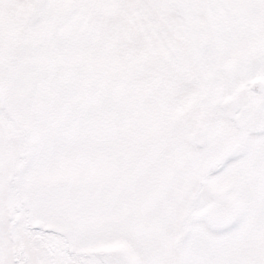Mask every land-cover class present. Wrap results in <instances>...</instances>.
Masks as SVG:
<instances>
[{"label":"snow or ice","instance_id":"6c2138e0","mask_svg":"<svg viewBox=\"0 0 264 264\" xmlns=\"http://www.w3.org/2000/svg\"><path fill=\"white\" fill-rule=\"evenodd\" d=\"M0 264H264V0H0Z\"/></svg>","mask_w":264,"mask_h":264}]
</instances>
